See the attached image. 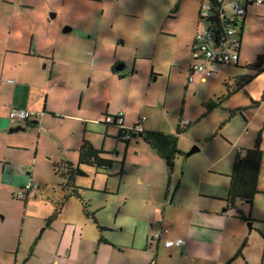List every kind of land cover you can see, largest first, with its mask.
Listing matches in <instances>:
<instances>
[{"label":"crops","instance_id":"crops-1","mask_svg":"<svg viewBox=\"0 0 264 264\" xmlns=\"http://www.w3.org/2000/svg\"><path fill=\"white\" fill-rule=\"evenodd\" d=\"M54 1L0 0V264H158L160 258H171L179 252L183 263H233L230 260L247 240L234 242L238 238L236 235L232 241L231 233L223 226V218L228 219V213L235 211L225 212L228 174L235 151L249 148L240 144V133L235 140L225 134V150L216 153L215 159L209 158L204 166L201 164L195 168L193 165L179 171L177 166L183 153L178 154L180 156H176L174 162L177 160V163H174L170 174L157 150L145 141L142 142L146 145L141 143L139 136L131 139L134 143L130 140L125 142L124 155L126 157L130 148L135 150L138 168L149 163L150 168H156L160 176L162 173L168 175L158 183L161 196L144 189L136 192L135 197L145 199L149 204L152 217L143 219L141 213L131 215L133 222L130 226L124 225L122 220L118 222L117 216L109 220L108 217L95 215L88 207L89 215H85L79 199L80 207L71 203L64 207L63 204L57 218L46 226L45 221L51 216L54 203L40 213H29L28 206L37 194L33 192L34 196H31L32 191H29L25 193L24 200L15 197L26 182L49 180L54 162L66 159L76 163L83 139L96 148L106 150V137H116L118 126L104 123L114 128H105L97 144L89 136L94 133L89 124L103 123L102 116L105 114L122 111L125 127L136 123L143 114L146 116L143 123L145 130L174 133L177 124L182 125V116L174 123L173 119L168 121L162 117L164 106L160 108L156 104V92L153 91L148 99L150 87L164 76L165 71L162 67H155V54L151 62H138L140 59L150 60L149 53L140 52L139 37L129 41L135 50L134 56L127 60V57L117 53V46H125L122 33L120 36H109V41H104L89 30L72 35L69 32L73 26L64 32L61 26L45 21L50 9L58 11L59 5L55 6ZM89 1L102 4L105 0ZM200 1L194 0L193 7L197 3L200 5ZM248 1L238 64L243 59H247L243 63H250L248 39L245 37L248 18L250 14L264 11V2L260 8L252 9L249 6L254 4L253 0ZM101 9L100 15H104V6ZM116 11L120 12L119 9ZM190 20L195 21V14ZM196 29L188 30L184 46L181 50L177 49L179 57L175 58L174 54L168 62L171 64L167 74L168 87L173 80L177 82L180 75L187 78L188 54ZM99 41L103 44L100 50ZM118 63L123 65L120 71L114 69ZM110 89L112 99L106 96ZM137 91L139 93L136 94ZM11 107L33 109L37 116L27 121L12 120L7 116ZM57 119L62 123L59 125V137L63 139V147L53 154L39 147V142H34L31 129L41 126L42 129H38L42 132L44 121ZM20 125L29 128L23 131L14 129ZM39 151L42 156L38 159ZM192 173L195 181L191 178ZM146 181L144 183L142 177H136L140 186L149 188L150 182L156 185L151 177ZM144 194L148 197L144 198ZM156 222H162L168 230L159 241L153 239ZM97 225L106 230L101 233ZM100 237L103 240L100 241ZM174 239H182L183 245L163 246V240ZM243 250L234 261L241 258L242 262L252 264ZM260 264H264V251Z\"/></svg>","mask_w":264,"mask_h":264},{"label":"rangeland","instance_id":"rangeland-1","mask_svg":"<svg viewBox=\"0 0 264 264\" xmlns=\"http://www.w3.org/2000/svg\"><path fill=\"white\" fill-rule=\"evenodd\" d=\"M63 1H54L55 6L59 5L58 11L50 9L45 21H51L52 24L61 26V29L65 26H73V30L69 32L72 35L89 30V32L91 31L98 36L99 40L104 39V41H109V36H120L122 33L125 46H117V53L127 57V60L134 56L135 50V47L129 41L138 37L141 44L140 52L150 54L149 61L140 59L138 62H151L155 54V67H162L165 74L157 80L156 84H152L148 99H150L149 97L153 91L156 92V104L160 108L164 106L161 109L163 112L162 117L168 121L173 119L172 122L174 123L181 116L183 117L182 124H185L187 120L190 121L178 140L179 150L181 154L183 153V156L178 155L180 156V164L177 166L179 171L193 165L198 168L201 164L202 166L207 164L209 158L215 159L216 153L225 150L227 142L225 134L235 140V136L240 133V144L251 147L255 142L257 133L261 130L260 148L264 152V97L262 96L264 72L244 87L227 95L228 90H232L238 83V75L249 73L243 67L246 64L243 61L246 60L247 62V59H243L238 66L214 64L212 65L213 74L205 80H201L200 75L197 73L193 75V79L189 83H186L187 78L180 75L179 80L177 82L173 80L168 87L167 74L171 65L168 62L171 60V56L175 54V58L179 57L177 49L181 50L184 46V39L188 30L196 29L202 24L198 22L197 9L199 3L196 7H193L194 0H105L102 4L92 1L87 2V0H65L64 3ZM176 5L177 8H175ZM103 6L105 14L100 15ZM261 6L263 5L254 6L253 4L249 7L256 9ZM117 9L122 14L116 11ZM194 14L195 21H191L190 17L192 18ZM99 18L101 21H97ZM247 23L249 25L247 30L245 26V37L248 39L247 46L250 51L249 62H253L257 55H264V11L262 10L257 15L250 14ZM171 32L178 35L175 36ZM98 45L100 50L103 44L99 41ZM188 56L190 64V50ZM154 85L156 86L155 90L153 89ZM137 93L139 92L137 91ZM144 94H146V91H144ZM106 96L112 99L111 89ZM95 98H98V95H95ZM253 102L256 104L254 105ZM209 104H214L211 109H208ZM112 106L114 107L113 104ZM102 118L104 117L102 116ZM61 124L58 119L46 120L42 123L44 128L42 132L40 130L42 129L41 126L34 127V129H31L33 130L31 133L34 134V142H39V147H43L53 154L58 153L63 147V139L59 137V125L61 126ZM89 126L90 130L94 132L89 136L96 144L101 141L105 128L110 130L114 128V126H106L104 123L98 122L97 125L89 124ZM173 130L175 131V128ZM39 132L41 133L39 134ZM233 134L234 136H232ZM133 141L132 143H134ZM139 141L144 143L142 138ZM124 145L125 142L117 140L115 136L106 137V150L104 149L106 153L104 156L113 161L111 167L102 170L81 165L83 175L76 176L74 183L79 187L81 199L86 203L90 212L108 217L109 220H113L117 216L118 222L122 220L125 222L124 225L130 226L129 224L133 222L130 218L131 215L141 213L143 219L152 217V213L148 210L149 204H146L145 199L141 200L139 197H135L136 192L144 189L145 192L152 191L160 193L161 196L158 183L160 180L163 181L164 177L167 178L168 175L162 173V176H160L156 168H150L149 163L142 164L139 169L135 163V150L128 149L125 157ZM144 145L146 144L144 143ZM194 145L198 146L199 150L187 157L184 156ZM41 153L39 151L38 159L42 156ZM176 161L174 162L175 165ZM226 161L227 159L223 163H226ZM121 166L123 172L119 174ZM137 176L142 177L144 183L147 182L146 178L151 177L156 185L150 182L149 188L145 185L140 186L136 182ZM194 177L195 175L192 173L191 178ZM48 179L47 181L37 182L40 187L31 193V196H34L33 192L37 195L35 200L30 202L28 206L29 213H40L45 207L46 209L51 207L52 203L63 200L64 194H68V188L64 187V177L53 173ZM257 189L258 192L254 195L251 205L244 202L237 203L245 216L250 213V222L235 218V211L228 213V219L223 218V226L231 233L232 241L236 235L238 238H235L234 242L237 243L247 238V246L243 251L251 258L252 264H260L264 251V153L259 169ZM73 197L68 196L63 200L64 207H67V203L80 207L78 199ZM146 197L148 195L144 194V198ZM80 202L82 201L80 200ZM160 216L161 211L159 219ZM156 225L157 222L154 224V230H156ZM158 264L194 263L192 261L183 263L179 252L171 258H160ZM197 264L200 263L197 262ZM231 264L246 263L239 258Z\"/></svg>","mask_w":264,"mask_h":264},{"label":"trees","instance_id":"trees-1","mask_svg":"<svg viewBox=\"0 0 264 264\" xmlns=\"http://www.w3.org/2000/svg\"><path fill=\"white\" fill-rule=\"evenodd\" d=\"M175 8H177V5L175 6ZM243 18L241 20L242 26L244 21ZM242 31L243 30L240 31V38ZM233 65L238 66L240 64L236 63ZM243 67H245L249 71V73L245 75H238V83L232 90H228L227 95L238 90L239 88L244 87L260 73L264 72V55H257L253 62L247 63ZM186 82L189 83L190 81L186 79ZM262 96L264 97V91ZM253 104L255 105L256 103L253 102ZM213 105L209 104L208 109H211ZM103 123L114 124L118 126L119 131L116 138L117 140H121L120 135L123 129L118 124H116L114 121H104ZM189 124L190 122H186L182 125L177 124L174 133H166L158 130H145L139 133V137L142 138L143 141H145L151 147L156 149L159 155L164 159L169 174L172 171L176 156L181 153L178 147L179 136L186 130L185 128ZM260 134L261 130L257 133L255 142L252 147L241 148L235 151L232 169L228 174L229 185L228 193L225 198V212L228 210H235L234 217L244 222L251 221L250 213L245 216L242 213L241 209H239V207L237 206V203L244 202L251 205L254 195L258 192L257 183L259 169L264 153L260 148ZM123 142L127 143V141ZM105 153L106 151L102 150L101 148H96L88 140L83 139L78 149V157L76 163L70 160L61 159L58 162H54L52 164L53 173L65 178L64 187L68 188V194L63 195V200L68 196H74L77 199L81 200L85 215H89L87 211V205L81 199L79 187L75 185L74 181L76 176L83 175V170L80 168L81 165L90 166L102 170L110 168L113 161L110 158L104 156ZM122 172L123 169L121 166L119 174H122ZM24 199L25 197L21 198L20 200ZM63 200H59L53 204V212L51 216L45 221L46 226L50 225L60 214L62 210ZM97 228L101 233L106 230V228L99 225H97ZM101 240H103L102 237H100V241ZM246 246L247 242L246 240H244L230 262L240 257L242 249H244Z\"/></svg>","mask_w":264,"mask_h":264},{"label":"built area","instance_id":"built-area-1","mask_svg":"<svg viewBox=\"0 0 264 264\" xmlns=\"http://www.w3.org/2000/svg\"><path fill=\"white\" fill-rule=\"evenodd\" d=\"M248 0H201L198 9V26L190 44L191 63L188 68L187 80L191 81L194 74H199L201 80H205L213 74L214 64H236L239 58L240 48V26L241 20L246 14ZM264 0H253L255 5H260ZM123 112L107 114L104 116L106 122H115L123 130L120 139L129 141L145 131L144 121L146 116L141 114L138 121L133 125H123ZM7 116L12 120L27 121L34 119L37 112L33 109L22 107H11ZM40 187L35 181L26 182L17 191L15 197L21 199L25 193ZM168 233L167 228L158 222L154 240H161ZM183 245L182 239L163 240L166 248Z\"/></svg>","mask_w":264,"mask_h":264},{"label":"water","instance_id":"water-1","mask_svg":"<svg viewBox=\"0 0 264 264\" xmlns=\"http://www.w3.org/2000/svg\"><path fill=\"white\" fill-rule=\"evenodd\" d=\"M51 15V14H50ZM242 28H243V26L241 25L240 26V30H242ZM64 32H66V31H69L70 30V27L69 26H65L63 29H62ZM122 67H123V65H122V63H118V64H116L115 66H114V69L116 70V71H120L121 69H122ZM29 128V126H17V127H14V129L15 130H26V129H28ZM198 149H199V147L198 146H196V145H194V146H192V148L188 151V152H186L185 153V156H188V155H190V154H192V153H194V152H196V151H198ZM250 226H251V224H249Z\"/></svg>","mask_w":264,"mask_h":264}]
</instances>
